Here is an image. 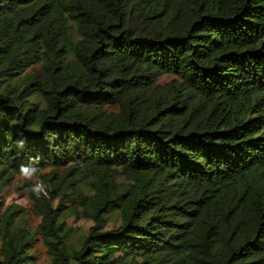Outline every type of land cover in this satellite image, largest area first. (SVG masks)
Masks as SVG:
<instances>
[{"label": "trees", "instance_id": "obj_1", "mask_svg": "<svg viewBox=\"0 0 264 264\" xmlns=\"http://www.w3.org/2000/svg\"><path fill=\"white\" fill-rule=\"evenodd\" d=\"M39 233L50 264H264V0H0V264Z\"/></svg>", "mask_w": 264, "mask_h": 264}, {"label": "rangeland", "instance_id": "obj_2", "mask_svg": "<svg viewBox=\"0 0 264 264\" xmlns=\"http://www.w3.org/2000/svg\"><path fill=\"white\" fill-rule=\"evenodd\" d=\"M169 80L170 78L165 77L162 81L167 82ZM119 176L129 182H134L138 177V172L135 170H123L120 172ZM20 178H22V176H19L18 179L14 178L12 183L7 186L2 194V199L5 202V207L9 205H19L31 227L36 228L38 225V218L31 208V200L28 197L27 191L16 189V185ZM67 221L68 224L78 233L83 232V230L89 225V222L86 219H79L76 215L70 216ZM33 251L34 264H50L52 252L44 244L41 233L37 235Z\"/></svg>", "mask_w": 264, "mask_h": 264}]
</instances>
